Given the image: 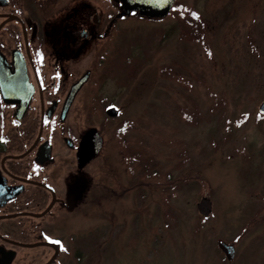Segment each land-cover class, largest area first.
Returning a JSON list of instances; mask_svg holds the SVG:
<instances>
[{
    "label": "rangeland",
    "instance_id": "1",
    "mask_svg": "<svg viewBox=\"0 0 264 264\" xmlns=\"http://www.w3.org/2000/svg\"><path fill=\"white\" fill-rule=\"evenodd\" d=\"M87 1L103 34L74 63L105 52L103 75L84 88L93 112L81 90L70 117L104 139L83 169L86 197L43 225L65 237L64 264H264V0H174L157 17ZM52 253L21 248L20 264Z\"/></svg>",
    "mask_w": 264,
    "mask_h": 264
},
{
    "label": "flooded vegetation",
    "instance_id": "2",
    "mask_svg": "<svg viewBox=\"0 0 264 264\" xmlns=\"http://www.w3.org/2000/svg\"><path fill=\"white\" fill-rule=\"evenodd\" d=\"M59 1L0 0V264H20L21 248L39 244L53 248L41 264H64L65 237L43 225L86 197L83 169L97 155L80 165L93 126L82 130L70 112L81 90L93 112L97 96L84 88L103 73L106 53L82 71L74 60L103 34L94 28L101 19L90 1L76 0L55 22L50 9ZM112 104H104L111 116Z\"/></svg>",
    "mask_w": 264,
    "mask_h": 264
},
{
    "label": "water",
    "instance_id": "3",
    "mask_svg": "<svg viewBox=\"0 0 264 264\" xmlns=\"http://www.w3.org/2000/svg\"><path fill=\"white\" fill-rule=\"evenodd\" d=\"M119 2L122 8L118 16L130 11H138L146 17H157L166 15L172 8L174 0H119ZM82 80H85V78H82ZM259 108L264 113V101L260 104ZM108 112L114 115L117 114V106L110 105ZM84 138L82 148L79 152L80 165H84L90 158L97 154L102 143L101 133L94 126L87 131ZM218 245L221 250H224L229 260L233 259L236 251L233 243L219 238Z\"/></svg>",
    "mask_w": 264,
    "mask_h": 264
},
{
    "label": "snow or ice",
    "instance_id": "4",
    "mask_svg": "<svg viewBox=\"0 0 264 264\" xmlns=\"http://www.w3.org/2000/svg\"><path fill=\"white\" fill-rule=\"evenodd\" d=\"M193 15H196V14H193ZM209 55H211L210 53H209ZM124 129H121V131H123ZM56 243H59L58 241L56 242Z\"/></svg>",
    "mask_w": 264,
    "mask_h": 264
},
{
    "label": "trees",
    "instance_id": "5",
    "mask_svg": "<svg viewBox=\"0 0 264 264\" xmlns=\"http://www.w3.org/2000/svg\"><path fill=\"white\" fill-rule=\"evenodd\" d=\"M261 114V113H260Z\"/></svg>",
    "mask_w": 264,
    "mask_h": 264
}]
</instances>
